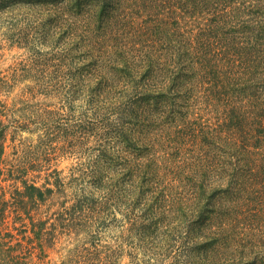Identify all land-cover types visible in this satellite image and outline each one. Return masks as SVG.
I'll return each mask as SVG.
<instances>
[{
  "label": "trees",
  "instance_id": "1",
  "mask_svg": "<svg viewBox=\"0 0 264 264\" xmlns=\"http://www.w3.org/2000/svg\"><path fill=\"white\" fill-rule=\"evenodd\" d=\"M0 22L6 39L73 64L119 153L67 197L55 169L28 176L51 167L45 139L4 168L0 110V178L13 181L0 220L9 206L22 237L89 234L120 205L128 230L179 248L155 264H264V0H0Z\"/></svg>",
  "mask_w": 264,
  "mask_h": 264
},
{
  "label": "rangeland",
  "instance_id": "2",
  "mask_svg": "<svg viewBox=\"0 0 264 264\" xmlns=\"http://www.w3.org/2000/svg\"><path fill=\"white\" fill-rule=\"evenodd\" d=\"M186 19L188 27L194 30L197 23L204 22L201 18ZM0 23V110L2 119L9 124L2 165L8 168L29 149L30 153L36 152L38 140L45 139L48 143L45 156L50 157L51 153L53 157L49 160L51 167L30 171L28 176L41 184L55 169L58 173L54 175L61 179L67 197L81 185L91 189V177L82 171L94 168L95 160L104 151L114 156L119 153L114 140H108V134L95 124L87 95L81 92L78 79L71 76L73 64L59 63L50 53L53 50L37 42L24 44L6 39L2 36L6 26ZM110 145H114L113 150ZM54 175L48 176L50 187H54ZM5 177L6 174L0 178V194L5 192L4 200H8L13 181ZM4 214L0 220L3 264H13L15 256L29 264H155L152 256L175 255L179 250L167 249L159 239H144L128 230L130 223L120 205L112 207L104 225L92 227L89 234L86 230L69 229L60 231L55 238L22 237L19 229L13 228L23 227L20 222L13 223L9 206ZM49 238L50 242H46Z\"/></svg>",
  "mask_w": 264,
  "mask_h": 264
}]
</instances>
